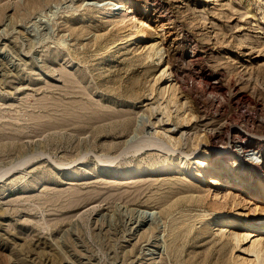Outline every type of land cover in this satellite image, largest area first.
I'll return each instance as SVG.
<instances>
[{
  "label": "rangeland",
  "instance_id": "obj_1",
  "mask_svg": "<svg viewBox=\"0 0 264 264\" xmlns=\"http://www.w3.org/2000/svg\"><path fill=\"white\" fill-rule=\"evenodd\" d=\"M263 17L264 0H0V264H255Z\"/></svg>",
  "mask_w": 264,
  "mask_h": 264
},
{
  "label": "bare ground",
  "instance_id": "obj_2",
  "mask_svg": "<svg viewBox=\"0 0 264 264\" xmlns=\"http://www.w3.org/2000/svg\"><path fill=\"white\" fill-rule=\"evenodd\" d=\"M121 6L118 4V3H113L112 6H111V10L115 11V10H118ZM264 18V17H263ZM158 48V46H157ZM161 50V49H160ZM159 51V48L158 50ZM158 53V52H157ZM161 56V55H160ZM165 71V72H164ZM161 75H164L166 74V70L163 68L161 70V73H159ZM207 82V81H206ZM205 86V85H204ZM206 90L209 91V93H213V90L216 88L215 85H212L211 83L207 82L206 84ZM161 92V91H160ZM161 95H163L164 93H160ZM162 97V96H161ZM153 111V110H152ZM169 117V116H167ZM170 119V118H169ZM168 119V120H169ZM160 132V131H159ZM240 133V132H239ZM248 133V132H247ZM165 134V133H164ZM167 136V135H166ZM167 137H170L169 135ZM166 137V138H167ZM218 138V137H217ZM171 139H173L171 137ZM238 139V138H237ZM179 140V139H178ZM174 141V139H173ZM179 142V141H178ZM144 143H149L150 145H159L157 144V142H153V141H145ZM147 145V144H146ZM145 146V145H144ZM162 146V144H161ZM166 149V148H165ZM169 150V149H168ZM226 153H229V151L227 152H223V154L225 155ZM223 154H219L220 156H222ZM195 164H198V166L200 167H203L205 165H207L206 161L204 160H201V159H197L196 158V161H195ZM256 167H260V165H256ZM134 174V173H133ZM212 174L213 173H208V174H205L203 177H205V181H210V179L212 178ZM211 177V178H209ZM226 182H228L229 180H231V176H226ZM214 179V178H213ZM232 179H237V178H232ZM228 180V181H227ZM204 181V180H203ZM258 183H259V186L263 185V181L262 180H258ZM253 197L256 198L257 201H260V200H264V195L263 193L260 191H257L253 194ZM264 212V211H263ZM263 214V213H262ZM252 220H247L243 222V226L244 228L246 229V232L244 233V235H246V238H249V241H251L250 245L248 246V248H243L242 250L244 251H247L251 254V258H250V262L252 260V258L255 259V261H257L255 264H264V240L262 239V237L264 236V216L261 217L259 220H257L256 222H251ZM217 225H219V228H220V232H222L223 234V231H225L226 229H228L227 231L230 230V228L234 225H236V222L233 220V219H220V220H217ZM255 229H259L256 234H253L255 232ZM231 231V230H230ZM230 234L232 235V241L235 240V242L237 243L238 245V241L240 240V237L238 235V233H236V231H231ZM256 238H253L255 237ZM243 237V236H242ZM231 238V236H230ZM236 246V245H235ZM246 254V253H245ZM253 256V257H252ZM243 257V256H242ZM245 258V257H244ZM242 258V259H244ZM247 261V260H246ZM244 260V262H246ZM235 262V261H234ZM237 262V261H236ZM235 262V263H236ZM236 264H247L246 263H243V262H240V263H236ZM253 264V263H252Z\"/></svg>",
  "mask_w": 264,
  "mask_h": 264
}]
</instances>
